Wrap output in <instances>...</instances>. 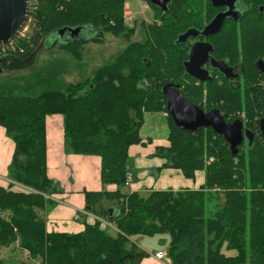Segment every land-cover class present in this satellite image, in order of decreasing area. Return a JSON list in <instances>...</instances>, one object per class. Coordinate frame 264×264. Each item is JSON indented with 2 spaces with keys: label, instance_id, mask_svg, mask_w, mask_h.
I'll list each match as a JSON object with an SVG mask.
<instances>
[{
  "label": "trees",
  "instance_id": "16d2710c",
  "mask_svg": "<svg viewBox=\"0 0 264 264\" xmlns=\"http://www.w3.org/2000/svg\"><path fill=\"white\" fill-rule=\"evenodd\" d=\"M239 1L246 7L239 20L211 37L216 58L240 62L243 76L236 86L198 82L185 70L189 46L178 37L204 28L216 9L210 2L170 0L161 11L147 0L159 20L149 24L143 40L132 41L134 28L124 22V0H36L24 35L3 52L0 48V71L28 69L45 49L80 58L84 44L101 42L106 33L127 43L91 78L65 90L33 95L0 85V125L14 142L8 177L22 186L20 191L12 190V184L0 187L1 247L16 244L33 262L21 264H139L146 255L133 238L167 233L170 264H264V139L258 126L264 116V74L256 67L264 56V0ZM63 27L81 30L66 43L46 45L49 34ZM54 77L45 78L46 84ZM167 83L204 111L218 109L227 122L236 119L229 118L232 113L243 112L252 141L244 139L232 154L211 128L177 127L166 110L162 86ZM160 111L167 113L169 144L156 154L186 178L204 170L205 182L197 190L124 193L120 187L130 170L129 147L141 143L145 113ZM56 114L62 116L66 147L98 156L102 184L116 185L85 191L88 210L111 223L114 234L99 220L78 233L46 230L40 211L53 187L46 166V120ZM103 201L116 202V210H96ZM211 202L215 209L205 217Z\"/></svg>",
  "mask_w": 264,
  "mask_h": 264
},
{
  "label": "crops",
  "instance_id": "0c3cea01",
  "mask_svg": "<svg viewBox=\"0 0 264 264\" xmlns=\"http://www.w3.org/2000/svg\"><path fill=\"white\" fill-rule=\"evenodd\" d=\"M91 49L89 47L88 51ZM146 113H162L166 120V112ZM165 128L167 129V136V120ZM46 141L47 173L53 181V187L46 195L49 203L44 210L40 211L41 215H44L46 230L48 232L78 233L84 229L86 224L103 220L99 215L88 210L85 203V191H102L116 188V185L102 184L99 157L76 154L66 147L62 130V116L58 114L51 115L46 120ZM168 144V139L158 143L156 139L151 140L148 138V140L142 139L141 143L129 147V167L133 171L136 181L139 174V171L136 170L140 168L143 172L141 173V182H133L128 192L136 191L142 195L143 193L148 194L152 190H197L203 186L205 182L204 170H196L194 177L186 178L179 169L165 165L166 159L160 158L156 154V149L157 147L168 146ZM13 150L14 142L6 134L4 127L0 125V187L8 188L12 184V190L20 191L22 186L18 183H12L8 177V167ZM148 159L152 162L150 168L147 166ZM152 170L157 171L158 180L149 179L145 181V176ZM116 206V202L103 201L101 205H97L96 210L107 209L109 214H112L116 210ZM100 225L109 233H115L112 224L111 226H104L100 223ZM142 260L147 261L148 264L157 261L153 257H144Z\"/></svg>",
  "mask_w": 264,
  "mask_h": 264
},
{
  "label": "rangeland",
  "instance_id": "374dc122",
  "mask_svg": "<svg viewBox=\"0 0 264 264\" xmlns=\"http://www.w3.org/2000/svg\"><path fill=\"white\" fill-rule=\"evenodd\" d=\"M131 12L134 17L130 22H125L128 27L134 28L132 33V41L143 40L149 24L159 20L155 14V10L149 5L148 2L141 0H128ZM148 3V6L141 9L140 5ZM206 4L205 2H203ZM231 24H227L226 28H229ZM27 30V29H26ZM71 38L68 33L63 36L58 35V30L49 34L46 38V45H50L53 42L58 44L66 43ZM127 41L121 36H114L112 34H104V39L101 42L93 43L88 42L84 44L83 51L80 58H73L69 53L54 50H42L37 56L34 65L25 70H15V71H0V85H5L8 88H12L15 93H30L37 94L45 89H59L65 90V88L70 83H76L80 80L91 78L95 70L107 63L111 57L119 52L125 45ZM92 49L88 51V48ZM189 53V51H188ZM55 73V77L52 79L50 84H46V79L49 78L50 74ZM264 83V81H263ZM30 87L29 89H25ZM240 111L232 113L229 118H236L240 116ZM242 121L243 117H238ZM260 120V119H259ZM245 127L244 121H242ZM166 120L162 113H145L144 124L140 129V136L143 140L156 139L158 143L162 140L167 141L166 132L167 129ZM259 126V122H258ZM158 148V147H157ZM161 158V157H160ZM163 158V157H162ZM130 164V159H128ZM147 166L152 167L151 160H147ZM139 171L138 180L134 182H141V173L143 170L138 168ZM158 180V173L152 170L144 180ZM131 186L123 185L120 187L122 192H128ZM143 193L142 195H146ZM224 200L223 196L220 195L219 202L222 203ZM214 202L208 203L206 205L205 217L212 215L214 211ZM101 223V221H100ZM135 243L138 248L145 253V257H152L154 252L162 251L166 252L169 244L170 237L167 233H156L153 235L135 236ZM226 254L234 255V251L223 250ZM0 259L3 264H21V262L33 263L28 259L27 254L21 251L16 244H12L9 247L0 246ZM141 264H148L147 261H141ZM151 264H163L162 262L154 261ZM247 264V263H243Z\"/></svg>",
  "mask_w": 264,
  "mask_h": 264
},
{
  "label": "water",
  "instance_id": "95a60500",
  "mask_svg": "<svg viewBox=\"0 0 264 264\" xmlns=\"http://www.w3.org/2000/svg\"><path fill=\"white\" fill-rule=\"evenodd\" d=\"M170 0H149L161 11L167 10ZM214 7L229 6L227 12L217 13L201 31L190 30L178 37L179 42H184L188 37L196 34L214 35L223 26L226 16L231 15L232 5L235 0H209ZM263 7H260L262 9ZM30 16L29 0H0V45L14 42L25 30ZM81 28L63 27L58 29L59 36L68 33L70 38L77 37ZM199 32V33H198ZM213 46L208 42H195L190 46L188 59L184 62L186 73L198 82H210L211 77L203 64L208 60ZM211 65L217 68L226 77H234L232 68L223 61L211 59ZM256 67L264 74V61L257 60ZM162 92L166 99V110L177 127L186 131H195L199 128H211L215 133L221 135L229 144L232 154H236L238 146L248 139L252 141L250 130L245 129L240 119L227 122L218 109L204 111L184 97L178 90L177 85L167 83L162 86ZM264 98V83L262 85ZM259 131L264 139V116L259 120Z\"/></svg>",
  "mask_w": 264,
  "mask_h": 264
},
{
  "label": "flooded vegetation",
  "instance_id": "af4514ba",
  "mask_svg": "<svg viewBox=\"0 0 264 264\" xmlns=\"http://www.w3.org/2000/svg\"><path fill=\"white\" fill-rule=\"evenodd\" d=\"M202 1L203 2H210L209 0H202ZM214 8H216V9H215V13H214L213 17L217 13L227 12L230 9L228 5L214 7ZM262 9H260V10H262ZM245 10H246V7L244 6V4H242L239 0H235L234 3H233V5H232V8H231V11L233 13L231 15H228V16L225 17L224 22H223L222 29H223V27L225 25L227 26V24H233L234 21H238L239 18L241 17V15H242V13ZM221 30L219 32H221ZM212 36L213 35H209L208 36V35H202V34L199 33V34H196L195 36L188 37L184 42L187 43V45L189 46V49H190V46L193 43H195V42H208V43H210L213 46L212 40H211L212 39L211 38ZM189 49H188V51H189ZM212 51H213V49H212ZM212 51H211V53L209 55L208 60L203 64V67L208 70V75L211 77V81L218 82L220 84H222V83H232L233 85L239 86L241 84V82H242V76H243V74L241 72V69H240V62L230 63V61H228V60L218 59V58H216L214 56V54L212 53ZM211 59H214L216 61H223L227 66L231 67L232 68V74H234V77H226L217 68L213 67L211 65ZM257 60H263L264 61V56L261 57V58H258Z\"/></svg>",
  "mask_w": 264,
  "mask_h": 264
},
{
  "label": "built area",
  "instance_id": "2783aa9c",
  "mask_svg": "<svg viewBox=\"0 0 264 264\" xmlns=\"http://www.w3.org/2000/svg\"><path fill=\"white\" fill-rule=\"evenodd\" d=\"M127 1L128 0H124V4H123V17H124V20L126 22H130L135 17L133 15V13L131 12L129 3ZM144 1L147 2V0H144ZM140 3H141V0H140ZM36 4H37L36 0H29L30 11H31L32 7H35L36 6ZM147 6H148V3L143 4V5L142 4L140 5V7H141L142 10H144V8H146ZM30 20H31V18L29 16L28 24H27L25 30L21 33V35L19 37L23 36L24 33L27 31L26 29H28V25H29ZM14 42H11V43H9L7 45H0L1 51L3 52L6 47L13 45ZM238 117H243V114H240V116H238ZM238 117H236V119H240ZM133 182H134V173H133V171L132 170L126 171L124 185L130 186ZM101 224L104 225V226H109V225L111 226V224L109 222L104 221V220H101ZM152 257L155 260H158V261L162 262L163 264H170V259L168 258L166 252H162V251L154 252V254H153Z\"/></svg>",
  "mask_w": 264,
  "mask_h": 264
}]
</instances>
